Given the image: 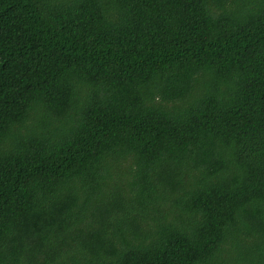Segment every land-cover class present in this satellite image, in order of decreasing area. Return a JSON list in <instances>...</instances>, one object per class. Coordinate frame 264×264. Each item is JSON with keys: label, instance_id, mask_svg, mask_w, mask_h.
<instances>
[{"label": "trees", "instance_id": "trees-1", "mask_svg": "<svg viewBox=\"0 0 264 264\" xmlns=\"http://www.w3.org/2000/svg\"><path fill=\"white\" fill-rule=\"evenodd\" d=\"M0 264H264V0H0Z\"/></svg>", "mask_w": 264, "mask_h": 264}]
</instances>
